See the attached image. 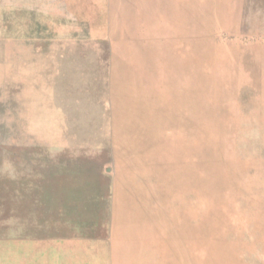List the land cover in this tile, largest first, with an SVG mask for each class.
I'll return each instance as SVG.
<instances>
[{"label":"rangeland","instance_id":"rangeland-1","mask_svg":"<svg viewBox=\"0 0 264 264\" xmlns=\"http://www.w3.org/2000/svg\"><path fill=\"white\" fill-rule=\"evenodd\" d=\"M0 264H264V0H0Z\"/></svg>","mask_w":264,"mask_h":264}]
</instances>
